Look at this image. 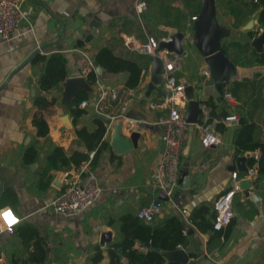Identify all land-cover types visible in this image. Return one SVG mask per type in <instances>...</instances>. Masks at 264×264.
Segmentation results:
<instances>
[{"label":"crops","instance_id":"crops-1","mask_svg":"<svg viewBox=\"0 0 264 264\" xmlns=\"http://www.w3.org/2000/svg\"><path fill=\"white\" fill-rule=\"evenodd\" d=\"M136 1L22 0L26 20L20 23L12 38L0 37V208L10 207L20 218L11 232H0V264H91L95 248L102 253L98 264H110L108 249L120 239L118 218L127 212L136 214L139 208L154 203L158 198V191L152 187L151 174L161 157L163 144L161 128L155 121L158 114L167 111V108L152 107V104L165 100L162 85L146 95L150 63L142 69L140 82L134 88L137 89V97L131 96V89L124 88L126 72L111 74L103 70L97 74L95 84H91L93 92L86 100V113L79 118L76 127H94L92 122L97 116L95 103L100 98V105L106 113L123 115L106 130L103 137L105 147L99 151L93 164V173L102 187L100 197L80 214L69 217L55 214L50 207L51 201L62 189L66 171H51V178H41L40 171L46 165L45 156L53 144L63 146L67 152L86 150L77 143L68 109L72 126L61 121L59 103L62 86L60 91L40 92L37 81L42 65L26 63L37 50L46 54L58 51L68 61L70 76L79 57L77 49H83L92 60L101 46L110 47L119 56L135 58L142 53L134 46L144 42L147 36L163 40L177 31L183 32L185 39L196 49L192 42V17L199 14L201 0H151L156 8H149L153 11L157 9L161 15L152 24L136 15ZM158 2L169 8L160 6ZM215 4L216 19L220 26L228 30L221 41H244L248 31L259 29L258 34L264 31L259 28L258 15L251 29L244 28L259 10L242 17L239 27L234 28L232 15L226 6H221L216 0ZM98 13L106 14L107 19L98 26L96 34L86 40L92 31L93 18ZM179 15L182 17L175 19ZM195 51L198 56L193 58L192 70L185 69V61L190 56L186 49L179 68L174 72L182 84H194L204 77L203 56L197 49ZM236 67L238 74L228 88L232 87V95L237 102L233 111L239 121L230 125L216 123L220 142L210 148L201 146L195 124L189 125L181 157L182 167L188 163L190 183L187 188L179 183L172 198L160 200L158 205L157 221L175 216L182 222L186 241L178 248L187 252V264H264V183L255 185L257 172L249 178L236 162L239 156H245V166L249 168L250 154H260V151L256 149L238 154L233 142L234 132L243 119L254 124L255 138L264 143V65ZM111 89L118 90V101H113L108 94ZM37 95L57 98L55 105L43 111L49 128L46 136L37 135L32 121L37 109L34 104ZM202 98L212 102L215 118L226 114L227 108L221 99L213 96ZM138 118L143 119L139 121ZM120 121L123 123L122 135L128 136L131 130L140 134L137 146L123 153L115 152L110 145L114 125ZM30 145L37 150L33 161L25 157ZM233 171L238 173L240 181L248 179L251 185L236 192L234 214L229 224L216 230L219 232H202L188 224L180 210L191 212L205 205L213 212L214 201L231 187ZM46 182L48 185L45 187ZM212 220L213 217H210ZM185 229L193 231L186 232ZM106 234L109 235L104 238ZM37 236L44 241L41 262L34 259L37 256L34 253ZM107 239L105 244L102 243ZM144 245L142 240H136L135 247L146 252ZM121 262L125 263L126 259L122 258ZM165 263L163 260L162 264Z\"/></svg>","mask_w":264,"mask_h":264},{"label":"trees","instance_id":"trees-1","mask_svg":"<svg viewBox=\"0 0 264 264\" xmlns=\"http://www.w3.org/2000/svg\"><path fill=\"white\" fill-rule=\"evenodd\" d=\"M216 2L221 6H223V4L226 6L229 14L232 15V26H234V28L239 27L242 17L259 10V28L264 29V0H216ZM145 3L146 5L150 4V6L148 5V9L141 12L138 17L141 16L140 18L142 20L152 24L154 20L158 18L160 13L157 9L153 11L149 8L151 6L155 7L151 0H146ZM158 3L160 6L169 8L164 5L163 2ZM198 8L199 6L196 8L197 11ZM164 14L170 15L168 12H165ZM181 17L182 16L179 15L178 17H175V19ZM258 32L259 29L248 31L244 41H226L223 39V41H221V47L224 54L234 64L242 67L264 65V50L258 54L249 44V40L257 36ZM78 45H82V42H78ZM248 52L249 54H247ZM142 54L136 55L135 58L129 56L122 57L115 54L110 47L101 46L94 54L93 62L96 66H100L107 73L118 74L120 72H126L127 78L125 80L124 88L134 89L140 82L142 69L144 66H148L152 57L148 54ZM27 62H30L31 65H42L37 81L40 92H49L51 90L60 91L63 81L69 77L67 68L68 61L61 52L56 51L46 54L37 50L26 60V63ZM86 79L90 84H95L97 73L91 70L87 74ZM231 88L230 91L233 94ZM90 96L91 94L85 91H80L76 99L68 106L70 116L72 117V123L74 125L75 138L77 139V143H80L85 148L86 152L78 149L67 152L63 146L53 144L52 149L45 156L46 165L42 171H40L41 178H51V171H68L79 166L82 161L88 158L87 152L89 151H94L91 161V167L93 169L95 158L99 151L105 147L103 140L106 132L105 121L99 116H96L92 122L94 126L93 128H87L85 126L76 127L79 118L86 113V108L80 107L79 104L82 100L89 99ZM56 101V97L50 99L43 95H37L34 97V104L37 109L33 114L32 121L38 136H46L48 134L49 128L44 118L43 111L49 106L55 105ZM113 101L118 100L116 99ZM205 103L210 107V115L213 118L215 113L213 111L212 102L206 101ZM229 112H234L233 108L225 109L226 114ZM254 130L253 123H249L243 119L240 120V127L234 132L233 142L236 146V153L238 154L244 153L245 151H254L256 149L260 151L257 158H254L253 156L248 158V167H255L256 169L257 176L254 180V184L258 185V183H264V143L255 138L256 135L254 134ZM36 155V148L33 145L28 146L25 152L26 160L33 161ZM44 185L46 187L48 185L47 182ZM210 217H214V209L213 212H211L205 207V205H201L190 212L189 221L202 232L208 230L216 231L213 229V220L210 221ZM117 222L119 225L118 230L120 239L108 249L110 264H150L152 261H154L155 264H162L163 260L165 261L162 255L157 252L151 251L148 248L146 252L136 248L135 243L136 240L139 239L145 243L149 242L153 247L161 250H175L179 245H183L186 241L182 222L175 216L161 222L157 220L144 222L139 219L136 214L127 212L122 214ZM34 253L37 256L39 255L38 260L37 256L34 258L35 261L41 262L44 256V241H42L39 236H37V239L35 240ZM122 258L126 259L125 263L121 262ZM101 259V250L95 248L91 257V264H98ZM165 264L181 263L166 262Z\"/></svg>","mask_w":264,"mask_h":264},{"label":"built area","instance_id":"built-area-1","mask_svg":"<svg viewBox=\"0 0 264 264\" xmlns=\"http://www.w3.org/2000/svg\"><path fill=\"white\" fill-rule=\"evenodd\" d=\"M135 12L138 16L146 9L144 0H137L135 5ZM197 16H193L192 20H196ZM26 20V15L22 9V0H0V37L3 39L12 38L19 29L20 23ZM163 39V40H167ZM159 39L154 36H147L144 42L135 45L134 48L141 53L150 56L159 55L163 60L162 68V86L165 90V100L162 103L152 104L153 108L161 107L167 108L158 114L156 124L161 128V140L163 150L160 159L156 163L154 171L151 174L152 187L155 191L163 190L170 200L179 184V177L182 168V152L184 144L188 138L189 123L185 119V110L187 100L184 95L185 84L180 83L174 72L179 68L180 56L168 53L166 50L157 52ZM79 57L77 58L74 71L70 76H84L93 70L96 65L90 56L83 50L77 49ZM96 72V71H95ZM206 76L205 72H202ZM69 76V77H70ZM227 83L221 94V100L227 108H233L237 102ZM161 86V85H160ZM103 91V90H102ZM112 100H119L118 90L111 89L108 93ZM131 96L137 97V89H131ZM139 98V97H138ZM203 101L200 103V115L195 124L200 139V144L203 148H210L220 142L219 136L215 130L216 123L224 125L235 124L239 121V117L235 112H229L219 118L211 117L210 107ZM101 98L95 103V113L102 118L106 124V130L122 117V113L118 115L106 113L100 105ZM80 107L86 108L87 101L82 100ZM250 154L254 158L259 156V152ZM94 151L88 153V158L80 163L79 166L74 167L63 174L62 189L60 193L51 201L50 207L55 214L64 217L74 216L80 214L100 197L102 187L96 180L91 167V161ZM255 167H249L247 170V177L255 175ZM239 177L236 171L231 173V187L219 195L214 201L213 208L215 211L213 218V229L221 230L225 227L233 217V199L237 191H240ZM159 204H148L139 208L136 216L144 222H151L156 220ZM11 215L6 219L5 214ZM180 214L185 218L188 224L190 211L188 209H181ZM9 220L14 222L9 223ZM20 222L19 216L10 208H0V232H11L13 227ZM192 225V224H191ZM7 227V229H5Z\"/></svg>","mask_w":264,"mask_h":264},{"label":"water","instance_id":"water-1","mask_svg":"<svg viewBox=\"0 0 264 264\" xmlns=\"http://www.w3.org/2000/svg\"><path fill=\"white\" fill-rule=\"evenodd\" d=\"M215 5V0H201L199 14L193 23L194 31L192 42L203 56L204 67L202 72H205L206 76L202 79L200 77L199 82L185 85L184 95L187 100L185 119L189 124H194L198 121V116L200 115V103L203 100L202 97L213 96L220 100L225 85L233 81L238 74L236 65L222 50L221 39L228 34V30L219 25L216 19ZM257 15L258 12L248 21L244 27L245 29L252 28L254 19ZM106 19L107 15L103 13H98L94 16L93 23L91 24L92 31L88 34L86 40H89L94 34H96L98 26ZM186 41L187 39H185L184 33L177 31L170 35L167 40H160L156 51L160 52L166 50L168 53L182 58L186 54ZM250 45L257 53H261L264 45V31L253 37L250 41ZM162 68V58L159 55L153 56L150 62V82L147 86L146 95H149L157 86L162 85ZM95 71L97 74H101L103 69L100 66H96ZM61 86L62 91L59 103L60 117L64 124L71 127L72 123L67 114L69 104L76 99L80 91L92 93L93 88L84 76H70L63 81ZM219 117L220 115H217V118ZM138 119L139 121H142L143 118ZM122 125L123 123L121 121L114 125V133L112 134L110 142V145L117 153H123L132 147H136L137 141L140 138V134L135 130H131L128 136L122 135ZM236 162L241 165L239 168L241 171L247 172L248 168L245 166V156H239ZM179 183L185 188H187L190 183L188 163L181 168ZM250 185L251 181L248 179L241 180L239 183L241 189H248ZM160 200H169L163 190L158 192V198L154 201V204H159ZM185 231L192 232L193 230L185 229ZM108 235L109 234H106L104 238H107ZM106 241H108V239L103 240L102 243L105 244ZM144 246L151 251L162 255L166 262L187 264L189 259L187 252L183 248L161 250L153 247L149 242H146Z\"/></svg>","mask_w":264,"mask_h":264},{"label":"rangeland","instance_id":"rangeland-1","mask_svg":"<svg viewBox=\"0 0 264 264\" xmlns=\"http://www.w3.org/2000/svg\"><path fill=\"white\" fill-rule=\"evenodd\" d=\"M185 47L189 51V54H190L189 58L186 59V61H185V64H186L185 65V69L188 70V71H191L192 70V64L195 62V59H193V58L196 57V56H198V54L195 51L196 49H194L193 46L190 45V43L188 42V40L186 41ZM197 82H199V80ZM214 214H215V211H214Z\"/></svg>","mask_w":264,"mask_h":264},{"label":"snow or ice","instance_id":"snow-or-ice-1","mask_svg":"<svg viewBox=\"0 0 264 264\" xmlns=\"http://www.w3.org/2000/svg\"><path fill=\"white\" fill-rule=\"evenodd\" d=\"M10 215H11L10 213H6V214H5V218L7 219ZM12 222H14V221L9 220V223H12Z\"/></svg>","mask_w":264,"mask_h":264}]
</instances>
